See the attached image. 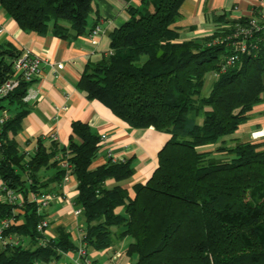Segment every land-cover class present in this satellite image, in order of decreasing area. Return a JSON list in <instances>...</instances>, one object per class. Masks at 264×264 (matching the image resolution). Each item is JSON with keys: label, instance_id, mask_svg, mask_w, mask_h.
Returning a JSON list of instances; mask_svg holds the SVG:
<instances>
[{"label": "trees", "instance_id": "obj_1", "mask_svg": "<svg viewBox=\"0 0 264 264\" xmlns=\"http://www.w3.org/2000/svg\"><path fill=\"white\" fill-rule=\"evenodd\" d=\"M93 1L0 0V6L22 30L43 35L52 26L55 35L71 38L84 33ZM125 1L129 18L109 34L108 56L87 64L77 86L132 128L169 135L156 168L145 183L132 186L130 196L118 182L132 175V159L92 168L100 135L80 121L72 122L66 146L39 137L32 152H24L17 133L27 113L23 97L34 80L19 79L0 97V110L10 111L0 125V180L23 198L20 206L0 199V221L16 219L3 235L19 238L0 247V264L57 262L65 253L76 254L77 239L65 227H54V236L46 234L49 227L37 231L46 216L30 199L62 184L59 154L76 181L74 205L87 254L111 250L127 238L121 253L128 264H264V146L235 142L230 158L212 155L264 99V29L249 25L264 18H224L209 35L179 41L176 23L184 0H141L138 7ZM18 53L0 45V84L11 77ZM234 54L237 59L227 65ZM211 74L215 78L203 93ZM217 143L214 150L203 149ZM107 179L117 184L107 187ZM90 264L98 263L90 258Z\"/></svg>", "mask_w": 264, "mask_h": 264}, {"label": "crops", "instance_id": "obj_2", "mask_svg": "<svg viewBox=\"0 0 264 264\" xmlns=\"http://www.w3.org/2000/svg\"><path fill=\"white\" fill-rule=\"evenodd\" d=\"M140 2L141 0H130L129 3L138 7ZM127 6L125 0H94L84 33L71 38L55 35L52 26H49L43 35L22 30L0 6V24L4 29L0 34V45L18 51L28 49L43 58L42 75L31 87L35 98L27 103V113L22 118L17 133L21 149L24 152H32L39 137L48 141L49 135L53 132L56 135V142L60 146H66L72 122L86 123L93 132L105 136V142L91 167L103 164L107 160L108 152L116 157L131 158L132 175L118 183L133 196L132 186L136 183H145L151 176L157 165L158 151L169 135L153 127L132 128L100 101L89 99L77 86L87 64H95L108 56L109 34L129 18ZM179 12L180 18L176 23L180 27L178 40L188 41L209 35L224 18L256 16L263 19L264 0H184ZM96 24L102 31L93 44L88 34ZM57 63L63 66L58 68ZM257 131L260 135L264 133V99L253 106L238 130L223 140L229 143L251 141L264 146V135L257 139L251 136ZM52 173L53 169L45 172L47 175ZM116 184L113 179L105 181L107 187ZM52 193L60 196V199L51 201L42 210L50 222L46 234L54 236V227L61 225L71 232L73 238H77L79 232L83 230V221L73 213L77 194L74 177L53 188ZM128 242L129 240L124 238L113 248L124 250ZM111 250H91L89 256L98 264H103L99 259L106 260L107 264H119L113 263L110 259ZM62 257L63 264H70L75 254L65 253ZM123 261L124 264L128 263L125 259L120 263Z\"/></svg>", "mask_w": 264, "mask_h": 264}, {"label": "built area", "instance_id": "obj_3", "mask_svg": "<svg viewBox=\"0 0 264 264\" xmlns=\"http://www.w3.org/2000/svg\"><path fill=\"white\" fill-rule=\"evenodd\" d=\"M250 27L254 30L264 29V21L260 24L258 22H255L252 20L250 22ZM102 29L99 25H95L89 32L88 36L90 38V41L94 44L96 43V38L101 33ZM240 32H248V29L244 27H239ZM4 32L3 26L0 24V34ZM239 32V33H240ZM238 34V33H236ZM246 48V42L241 41L239 44V50L244 51ZM237 59V54L230 55L226 58L225 63L227 65H231L234 63V61ZM42 62L43 58L33 53L32 51L28 49H22L19 51V53L11 60L12 65V75L9 79L4 81L2 84H0V97L5 96L7 93L15 89L19 83V79H24L26 81H37V79L42 75ZM63 65L61 63H57V67L61 68ZM34 82L27 88L26 93L23 97L24 102H29L33 98H35L34 93L32 92V85ZM10 116V111L7 108H3L0 110V125L3 124ZM262 132V131H261ZM259 132H254L255 136H263L264 133L261 135ZM51 140H56V135L51 133L49 135ZM257 138V137H254ZM105 142V136L100 135V143L103 145ZM59 164L60 167L65 170V173L62 178V184L69 181V179L72 177L71 165L65 160L64 156L62 154H59ZM123 157H116L111 152L107 153V160H110L111 162H117L119 160H124ZM0 199L2 201H6L11 204H15L16 206H20L23 198L22 195L18 192H15L14 190L7 188L5 184L0 180ZM31 201L36 202L38 205V212L42 213V210L48 206V204L55 200L60 199V196H58L55 193L49 192L45 194H30ZM74 205V204H73ZM73 213L75 216H78L80 213V209L77 208L75 205L73 206ZM15 218H8V219H2L0 221V247L3 245H6L8 243L10 244H17L19 243V238L13 235H9L5 237L3 235V230L9 227L12 223L16 222ZM50 225L49 220L47 218L42 219L36 226L37 231L42 232L45 231L46 228H48ZM84 231L81 230L77 236V242H78V250L75 254L74 259L70 264H90V258L87 254V251L84 248V245L82 243Z\"/></svg>", "mask_w": 264, "mask_h": 264}, {"label": "rangeland", "instance_id": "obj_4", "mask_svg": "<svg viewBox=\"0 0 264 264\" xmlns=\"http://www.w3.org/2000/svg\"><path fill=\"white\" fill-rule=\"evenodd\" d=\"M5 61H8L7 59H5ZM213 78H215L212 74L211 75H208L207 77H206V80H205V85H204V88H203V93H207L208 92V90H209V88H210V83H211V81H212V79ZM259 135V134H258ZM251 136L254 138V137H257V138H259L258 136H255L254 135V132L251 134ZM257 138H254V139H257ZM222 144V143H221ZM223 144L224 145H222V151L220 152V151H215L214 150V148H216L217 146H219L218 145V143H217V145H209L210 147H205V148H203V149H206V150H214V152H212V153H214V154H212L213 156H215V157H217V158H219V159H228V158H230L229 157V155L227 154V151H228V149L231 147V146H233L235 143H229V142H223ZM90 252V251H89ZM88 256H89V254H88ZM90 257V256H89ZM63 258V257H62ZM62 258H60L57 262H54V261H47V262H45V261H39L37 264H63V259ZM110 259L112 260V262L114 263V262H117V263H120V261H122V260H126L127 258L125 257V256H123L122 255V253H121V250L119 249H117L116 251H114L113 253H112V255L110 256ZM101 262H103V264L106 262V260L104 261V260H101V259H99ZM124 262L125 261H123V263H121V264H124ZM128 262V261H127ZM105 264H107V262L105 263ZM128 264V263H127Z\"/></svg>", "mask_w": 264, "mask_h": 264}]
</instances>
